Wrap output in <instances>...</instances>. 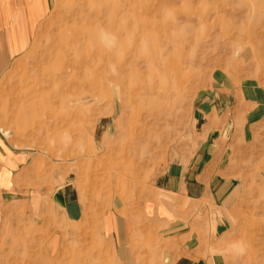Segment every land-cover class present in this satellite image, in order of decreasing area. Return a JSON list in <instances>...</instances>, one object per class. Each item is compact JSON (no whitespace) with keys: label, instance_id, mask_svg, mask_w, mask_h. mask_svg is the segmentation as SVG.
Wrapping results in <instances>:
<instances>
[{"label":"rangeland","instance_id":"rangeland-1","mask_svg":"<svg viewBox=\"0 0 264 264\" xmlns=\"http://www.w3.org/2000/svg\"><path fill=\"white\" fill-rule=\"evenodd\" d=\"M36 13L0 57V264H176L190 233L199 264H264L262 152L246 160L261 145L243 134L249 98L264 114V0H48ZM224 91L240 185L218 235L208 204L157 181L204 138L199 99ZM180 223L188 236L171 233Z\"/></svg>","mask_w":264,"mask_h":264},{"label":"crops","instance_id":"crops-1","mask_svg":"<svg viewBox=\"0 0 264 264\" xmlns=\"http://www.w3.org/2000/svg\"><path fill=\"white\" fill-rule=\"evenodd\" d=\"M45 6H48V0H0V57L6 60L17 54L19 48L23 47L28 25L35 22L36 15L40 16L39 12L35 14L36 8ZM229 95L233 93L224 91L199 99L195 116L201 130L197 134L204 138L197 140L190 158L173 164L171 170L157 181L163 190L180 195L183 199L197 201L201 209H206L208 204L210 213H213L216 220L214 231L218 235L223 232L225 226L223 216L219 219L218 213L222 214L237 198L240 185L228 164L231 157L230 146L238 135V103L236 97ZM254 102L250 98L247 100V104L252 106L244 115V141L246 145L255 143L261 147L252 149L251 154L247 150L246 160L249 162L252 155L254 161L255 156L262 152L264 168V122L260 121L264 119V114H261L258 107L254 108ZM189 226L190 223H180L172 226L170 230L177 237L188 236ZM198 244L197 236L190 233L185 251L176 264H199V259L195 257V247H198Z\"/></svg>","mask_w":264,"mask_h":264}]
</instances>
